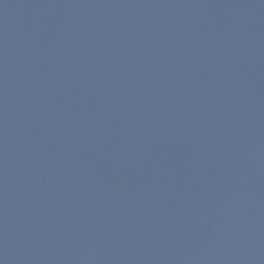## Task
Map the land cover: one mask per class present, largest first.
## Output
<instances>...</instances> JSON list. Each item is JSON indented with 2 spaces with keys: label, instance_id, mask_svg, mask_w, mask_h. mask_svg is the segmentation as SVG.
<instances>
[{
  "label": "water",
  "instance_id": "obj_1",
  "mask_svg": "<svg viewBox=\"0 0 264 264\" xmlns=\"http://www.w3.org/2000/svg\"><path fill=\"white\" fill-rule=\"evenodd\" d=\"M0 264H264V0H0Z\"/></svg>",
  "mask_w": 264,
  "mask_h": 264
}]
</instances>
